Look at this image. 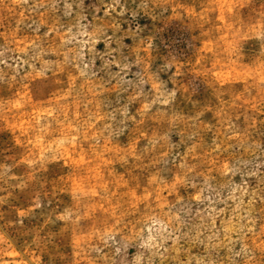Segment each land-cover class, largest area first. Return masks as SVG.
I'll use <instances>...</instances> for the list:
<instances>
[{
    "label": "rangeland",
    "instance_id": "obj_1",
    "mask_svg": "<svg viewBox=\"0 0 264 264\" xmlns=\"http://www.w3.org/2000/svg\"><path fill=\"white\" fill-rule=\"evenodd\" d=\"M0 264H264V0H0Z\"/></svg>",
    "mask_w": 264,
    "mask_h": 264
}]
</instances>
